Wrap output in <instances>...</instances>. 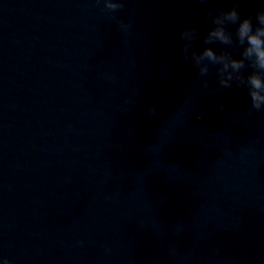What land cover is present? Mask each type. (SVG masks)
<instances>
[{
	"label": "clouds",
	"instance_id": "obj_1",
	"mask_svg": "<svg viewBox=\"0 0 264 264\" xmlns=\"http://www.w3.org/2000/svg\"><path fill=\"white\" fill-rule=\"evenodd\" d=\"M97 3H102V10L108 14L124 8V0H97ZM110 19L116 20L121 31H128L130 24L115 15H110ZM203 19L210 27L200 50L195 48L200 39L198 27L186 24L177 37L182 42L180 54L196 68L201 87L209 90L210 81L216 85L213 91L231 89L234 85L242 87L250 99V108L264 111V7L254 16H242L239 0H232L227 9H208ZM213 45L222 47L216 49ZM5 264H9L7 259Z\"/></svg>",
	"mask_w": 264,
	"mask_h": 264
}]
</instances>
